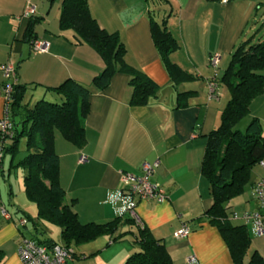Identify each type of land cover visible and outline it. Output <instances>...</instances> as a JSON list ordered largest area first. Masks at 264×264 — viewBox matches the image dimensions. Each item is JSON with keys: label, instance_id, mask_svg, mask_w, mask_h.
I'll return each instance as SVG.
<instances>
[{"label": "crops", "instance_id": "1", "mask_svg": "<svg viewBox=\"0 0 264 264\" xmlns=\"http://www.w3.org/2000/svg\"><path fill=\"white\" fill-rule=\"evenodd\" d=\"M27 2L35 6L34 17L40 18L35 39L48 44L44 52H35L24 39L29 20L23 14ZM61 3L62 0H0V65L12 62L16 83L25 84L26 92L33 89L31 96L36 100L60 101V96L49 88L67 78L91 89L89 112L84 119V145L76 147L55 134L66 201L75 200L72 207L81 223L113 220L118 215L107 196L120 186L121 173L140 174L144 162L156 163L150 179L161 184L166 197L160 202H137L135 209L143 227L164 242L173 264H191L187 262L191 255L196 258L193 264H233L220 233L202 217L212 199L200 169L206 136L218 125L228 99L216 80V97L209 98V81L222 74L239 40H247L256 29L254 23L247 25L253 16L257 21V0H88L91 15L99 25L116 33L123 42L126 63L157 84L156 95L144 105L129 103L131 88L125 73H115L101 91L92 87L91 80L101 72L103 61L88 44L75 43L72 30L60 28ZM156 9L160 14L156 20L166 16V25L178 43L172 60L192 76L178 83L169 77L151 38L149 16L152 10L154 17ZM214 54L220 56L216 69L209 65ZM8 81L0 70V119L4 114L3 88ZM189 90L193 92L187 96V105L176 107L177 93ZM24 103L33 105L25 96ZM253 117L259 119L264 133V93L251 102L248 114L236 127L242 130ZM81 156L86 160L80 162ZM4 171L5 154L0 158V178ZM252 172L243 192L228 203L233 223L245 224L243 214L261 211L253 188L259 179H264V166H255ZM3 180L6 182L0 180V207L4 206L9 217L4 218L0 212V264H21L18 249L23 239H52L62 244L61 238L57 242L43 235L45 229L35 215L37 209L23 200L24 187L16 194L8 178ZM235 214L237 219L233 218ZM22 218H27L31 226L21 225ZM183 225L189 227V233L175 238L173 233ZM246 226L252 247L264 257V231L257 233L253 223ZM135 227L124 225L118 231L122 234L120 240L126 234L132 235L129 244H119V240L111 241L106 236L96 243L87 242L83 250L87 254L104 250L109 253L108 263L117 256L124 260L137 249ZM79 245L71 246L74 253V247ZM71 261L67 264H74Z\"/></svg>", "mask_w": 264, "mask_h": 264}, {"label": "trees", "instance_id": "2", "mask_svg": "<svg viewBox=\"0 0 264 264\" xmlns=\"http://www.w3.org/2000/svg\"><path fill=\"white\" fill-rule=\"evenodd\" d=\"M151 12V38L169 77L174 83L192 77L171 58L178 43L166 25V16L157 21ZM39 21L34 14L29 16L24 39L30 44L35 40V26ZM59 26L72 30L75 43L88 44L102 59L101 72L91 80L95 90L105 89L112 76L122 72L129 76L131 105H144L156 95L157 84L143 71L126 63L123 42L116 33L99 25L91 15L88 0H62ZM213 80L224 85L229 95L220 112L218 125L206 136L200 173L208 182L212 202L202 217L220 233L233 264H264V257L252 247L246 224L233 223L228 212L229 201L243 192L251 180L252 169L260 165L264 157V133L259 119H250L245 131L236 127L248 114L251 102L264 93V40L240 42L233 49L222 74ZM26 87L25 84H14L10 114L15 134L10 144L4 147V152L16 154L20 137L25 138L26 154L14 165L24 171V193L35 204L37 219L58 225L61 243L65 247L71 248L101 236H108L111 241L120 240L122 234L118 231L122 226L136 225L131 218L117 216L103 223H81L72 207L75 200L66 202L65 190L60 183L55 131L76 147L84 145V119L89 112L91 89L67 78L58 86L49 88L60 96V101L40 98L29 106L24 103ZM192 92H178L176 107H185L187 96ZM16 116L20 117V129L14 121ZM136 227L137 249L126 257L123 264H173L164 242L154 237L147 227ZM37 243L58 244L52 239L37 240Z\"/></svg>", "mask_w": 264, "mask_h": 264}, {"label": "built area", "instance_id": "3", "mask_svg": "<svg viewBox=\"0 0 264 264\" xmlns=\"http://www.w3.org/2000/svg\"><path fill=\"white\" fill-rule=\"evenodd\" d=\"M35 13V6L27 2L24 8V16L29 17ZM48 48L46 42L35 39L32 43V49L35 52H44ZM220 60L218 54L211 55L209 58V65L214 69L217 68ZM0 70L3 75L9 80L3 88L4 96V114L0 119V158L4 154V147L8 146L7 142L11 141L15 131L14 125L11 119L10 108L11 98L13 93V87L16 83V69L12 62H7L0 65ZM216 83L214 80L209 81L208 85V97H216ZM85 156L79 158L80 162L85 161ZM261 166H264V157L259 162ZM157 164H150L144 162L141 165L140 174H132L129 172H123L120 175L119 182L120 186L108 193L107 201L113 205L118 216L129 217L134 223L143 227V224L136 212V204L140 200H154L157 202L165 199V191L160 183L151 181L150 176L152 175L154 168ZM253 196L257 200L261 211L245 213L241 216V219L245 224L253 223L254 229L257 233H262L263 219H264V179H259L254 188ZM1 215L4 218H8L9 214L2 205L0 207ZM233 218L237 219L236 214ZM27 220L22 218L20 220L21 225H25ZM190 229L188 226L183 225L180 229L173 233L175 238H181L189 233ZM18 254L21 264H67L73 256V250L69 247H65L62 244H53L52 246H46L38 244L33 239H23ZM187 262L193 264L196 262L194 255L187 258Z\"/></svg>", "mask_w": 264, "mask_h": 264}, {"label": "rangeland", "instance_id": "4", "mask_svg": "<svg viewBox=\"0 0 264 264\" xmlns=\"http://www.w3.org/2000/svg\"><path fill=\"white\" fill-rule=\"evenodd\" d=\"M155 2H156V5H158V7H159L160 3L157 1H155ZM257 2H258V6H259L257 9V13H256L257 21H254V16H253V18L250 20V22H248V25H247V27L249 25L251 26L253 23H254V25H256V29L251 34H249L247 36L248 37L247 39H249L252 43L264 40V0H257ZM151 5H154V4L151 3ZM156 11H157V9H156ZM159 17H160V14L158 13V11L155 12L154 18L158 19ZM244 39L245 38H241L239 40V42L236 44V46L240 42L244 41ZM220 67H221V65H220ZM220 72H222V70ZM221 89L226 92V95L227 94L229 95L228 90L224 85H222ZM31 90H33V89L27 90V92L25 94V100L32 104V103H34L33 101L36 99L34 96H31V93H32ZM45 100L51 101L50 99H47V98H45ZM14 121L16 122V127L18 129H20V127H21L20 117L16 116L14 118ZM235 129H237V128H235ZM245 129H246V126H244L242 131H245ZM55 134L57 136L61 137V135L58 131H55ZM9 144H10V141L7 142V145H9ZM18 148H19L18 152L14 155H12L11 153L6 152V151L4 152V154H5V171H4V177L0 178L1 182H3V183L6 182L3 179L7 180V178H8L10 183L13 185V190L16 194L19 193L18 192L19 188L23 189V181L22 180H23L24 171L21 167L14 165L19 158H21L22 156H24L26 154L25 138L23 136H21L19 139ZM23 196H24L23 197L24 202H28V204H30L31 206H34V208H36V206L33 202L29 201L25 195H23ZM5 202H7V208L8 209L12 208V206L9 205L7 198H6ZM8 206H10V207H8ZM35 213H36V210H35ZM25 219L27 220L26 223H29L28 225L30 227L31 222L27 218H25ZM40 224L45 229V231H43V235L48 234L49 236L53 237L57 242H60V238H61L60 237V227L58 225L47 223V222H40ZM135 229H137V227H135ZM43 235L42 236L40 235L39 237H43ZM132 238H133L132 235L126 234L125 236H123V238L121 240H119L120 241L119 244H126L127 242H128L127 244H129L130 241H132ZM101 239L105 240L106 236L98 237L97 241H95V242L92 241V242L96 243V242H99ZM119 241H117V242H119ZM86 244L87 243H84V244L79 245L78 247H74V249H76L77 251H75L76 252L75 253L76 258L73 257L71 259L72 261L70 260L72 263H74V264H122V263H124V261L126 259L125 258L124 260H119V256H117L118 259L115 258V259L109 261V263H108L107 260H108V254L109 253L104 252V250H100V251L94 252L93 254H87V252H85L83 250L85 248V246H88ZM82 252H84V253H82Z\"/></svg>", "mask_w": 264, "mask_h": 264}]
</instances>
